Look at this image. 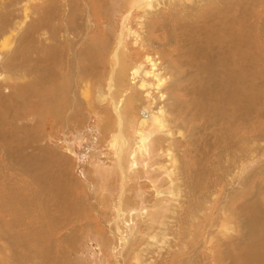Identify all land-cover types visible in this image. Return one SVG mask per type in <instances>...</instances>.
I'll return each instance as SVG.
<instances>
[{
    "label": "bare ground",
    "instance_id": "bare-ground-1",
    "mask_svg": "<svg viewBox=\"0 0 264 264\" xmlns=\"http://www.w3.org/2000/svg\"><path fill=\"white\" fill-rule=\"evenodd\" d=\"M263 85L264 0H0V264H264Z\"/></svg>",
    "mask_w": 264,
    "mask_h": 264
},
{
    "label": "rangeland",
    "instance_id": "rangeland-1",
    "mask_svg": "<svg viewBox=\"0 0 264 264\" xmlns=\"http://www.w3.org/2000/svg\"><path fill=\"white\" fill-rule=\"evenodd\" d=\"M116 3H117V2H116ZM117 11H118V10H117V7H114L113 9H111L110 12H104V13H109L111 16L114 17V16L116 15ZM105 22L107 23V20H105ZM232 29H235V27H233ZM263 87H264V85H263ZM229 110H230V109H229ZM230 111H231V110H230ZM37 113H38V111H37V112H33V114L35 115V118H33V119H36V117H37ZM231 113H233V112L231 111ZM225 116H226V119H228V116H227V115H225ZM261 119H262V120H261ZM232 120H233V119H232ZM263 120H264V117H263V118H259V119H258L259 122L257 121L258 123H257V125L255 126V128H256L257 130H259V131H260V130H264V125H263V124H264V121H263ZM234 121H235V119H234ZM228 122L231 123V121H228ZM87 123H88V124H90V123L93 124V121H92V120H91V121H87ZM235 123H237V121H235ZM262 123H263V124H262ZM260 125H261L263 128L260 127ZM253 126H254V125H253ZM250 128L252 129V125H251ZM251 129H250V130H251ZM248 131H249V128H248ZM263 133H264V132H263ZM230 137H231V136H230ZM53 140H54V141H53ZM55 140H56V141H55ZM59 140H60L59 138L52 139V140L49 139V141H48V145H49L50 147H54V146L56 145V146H58V147L60 148V145H61L62 143H61V141H59ZM57 141H58L59 143H58ZM87 141H90V136L87 137ZM70 142H71V140H70ZM54 143H55V145H54ZM60 143H61V144H60ZM259 143H260L262 146H264V141H260ZM57 144H58V145H57ZM56 146H55V147H56ZM262 149H264V147H262ZM59 150H60V152H61V151L63 152V151H65L66 149H59ZM65 152H68V151H65ZM82 152L85 154V151H84V150H81V151H80V153H82ZM258 157H259V159H257V162H262L261 164H264V153H263L262 155H261V154L258 155ZM102 158H103V157H102ZM261 160H262V161H261ZM103 161L105 162L106 160H103ZM193 162H194V158H192V159L189 161V163H193ZM259 164H260V163H259ZM86 166H87V164H86V165H83V164L79 165V170H80L81 167H86ZM71 170H72V172H71ZM80 171H81V170H80ZM80 171H79V172H76L72 167H69V168H68V176H74V175H77V177H76V178H77V183L82 182V179H80L81 181L78 180V179H79L78 177L80 176V175H78V173H81ZM73 173H74V174H73ZM75 173H76V174H75ZM263 175H264V173L262 172L260 176H262L263 179H262L261 177H257V178H258V180L256 179V183H257V184H254V185L251 184V185H250L252 189H258V191H262V190L264 189V188H261L262 186H264V183H263V182H264V177H263ZM259 179H260V180H259ZM262 180H263V181H262ZM259 181H260V183H259ZM262 183H263V185H262ZM79 185H81V184L79 183ZM259 185H260V186H259ZM252 186H253V187H252ZM258 191H257V192H258ZM127 227H129V226H127ZM60 232H61V235H63V234L66 232V229H63V230L60 231Z\"/></svg>",
    "mask_w": 264,
    "mask_h": 264
}]
</instances>
